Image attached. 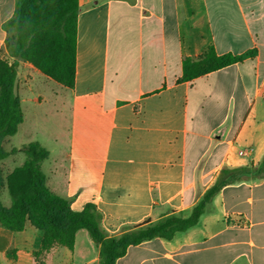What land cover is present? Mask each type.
Masks as SVG:
<instances>
[{
    "label": "crops",
    "instance_id": "0c3cea01",
    "mask_svg": "<svg viewBox=\"0 0 264 264\" xmlns=\"http://www.w3.org/2000/svg\"><path fill=\"white\" fill-rule=\"evenodd\" d=\"M21 1L0 0V58L9 59V24ZM79 5L75 85H62L72 99L66 198L74 211L94 204L102 228L119 236L172 214L188 217L223 168L262 161L264 0ZM209 46L220 55L255 53L181 80L184 60ZM36 73L32 64L18 61L15 93L23 122L3 143L10 155L29 143L21 137L27 110L33 117L47 112L46 97L31 85ZM84 230L73 250L56 247L44 264H100L98 247L85 246ZM41 239L30 223L21 232L0 225V264H37ZM116 264H264V177L225 185L197 225L171 240L155 237L131 246Z\"/></svg>",
    "mask_w": 264,
    "mask_h": 264
},
{
    "label": "trees",
    "instance_id": "16d2710c",
    "mask_svg": "<svg viewBox=\"0 0 264 264\" xmlns=\"http://www.w3.org/2000/svg\"><path fill=\"white\" fill-rule=\"evenodd\" d=\"M79 13V0L20 2L9 24L6 41L9 59L0 58V161L10 155L3 149V143L15 135L23 122L21 102L15 93L18 61L28 62L55 82L74 88ZM254 53L250 50L239 55H220L209 46L200 57L184 60L181 80L190 81L241 63ZM21 150L27 155L21 166L6 175L0 170V191L7 188L12 197L9 207L0 200V225L21 232L30 223L42 233L40 247L34 252L37 264H44L46 255L56 247L73 250L76 234L81 229L88 231L98 247L100 264H116L131 246L155 237L171 240L176 233L197 225L206 204L225 185L245 177H264V157L257 166L223 168L188 217L172 214L154 224H137L113 236L102 228V216L94 204L87 203L81 211H74L67 199L49 188L41 170V163L49 157L47 149L39 142H30Z\"/></svg>",
    "mask_w": 264,
    "mask_h": 264
},
{
    "label": "rangeland",
    "instance_id": "374dc122",
    "mask_svg": "<svg viewBox=\"0 0 264 264\" xmlns=\"http://www.w3.org/2000/svg\"><path fill=\"white\" fill-rule=\"evenodd\" d=\"M31 85L36 94L41 91L46 97L47 102L44 103V107L47 108V112H39L33 117L27 110V121L21 137L29 143L39 139L45 145L44 148L48 150L50 156L41 163V170L47 177L50 187L58 195L66 198V185L71 163V91L41 73L32 75ZM55 138L58 140L57 143L54 141ZM26 159L27 155L21 150L1 161L0 169L6 174L21 166ZM0 200L7 207L11 205L12 197L7 188L0 191ZM84 232L86 246L87 241L89 244L93 241L88 231L84 230ZM93 244L96 246L94 242Z\"/></svg>",
    "mask_w": 264,
    "mask_h": 264
}]
</instances>
